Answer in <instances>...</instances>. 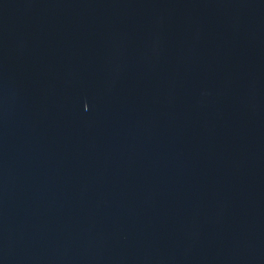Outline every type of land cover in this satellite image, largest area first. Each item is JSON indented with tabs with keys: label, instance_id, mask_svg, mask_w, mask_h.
I'll return each mask as SVG.
<instances>
[{
	"label": "water",
	"instance_id": "water-1",
	"mask_svg": "<svg viewBox=\"0 0 264 264\" xmlns=\"http://www.w3.org/2000/svg\"><path fill=\"white\" fill-rule=\"evenodd\" d=\"M0 264H264V0H0Z\"/></svg>",
	"mask_w": 264,
	"mask_h": 264
}]
</instances>
